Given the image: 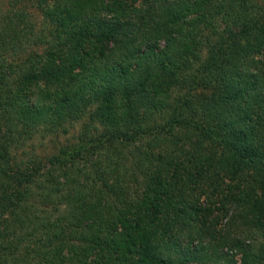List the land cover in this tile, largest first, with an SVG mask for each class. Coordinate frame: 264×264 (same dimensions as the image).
Returning <instances> with one entry per match:
<instances>
[{
    "label": "trees",
    "instance_id": "trees-1",
    "mask_svg": "<svg viewBox=\"0 0 264 264\" xmlns=\"http://www.w3.org/2000/svg\"><path fill=\"white\" fill-rule=\"evenodd\" d=\"M0 264H264V0H0Z\"/></svg>",
    "mask_w": 264,
    "mask_h": 264
},
{
    "label": "rangeland",
    "instance_id": "rangeland-1",
    "mask_svg": "<svg viewBox=\"0 0 264 264\" xmlns=\"http://www.w3.org/2000/svg\"><path fill=\"white\" fill-rule=\"evenodd\" d=\"M8 3H9V0H2V5H3L4 8L8 5Z\"/></svg>",
    "mask_w": 264,
    "mask_h": 264
}]
</instances>
